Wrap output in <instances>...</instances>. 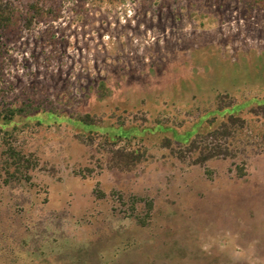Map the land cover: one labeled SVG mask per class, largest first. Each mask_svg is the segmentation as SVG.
I'll list each match as a JSON object with an SVG mask.
<instances>
[{
  "label": "rangeland",
  "instance_id": "obj_1",
  "mask_svg": "<svg viewBox=\"0 0 264 264\" xmlns=\"http://www.w3.org/2000/svg\"><path fill=\"white\" fill-rule=\"evenodd\" d=\"M8 1L0 264H264V0Z\"/></svg>",
  "mask_w": 264,
  "mask_h": 264
},
{
  "label": "trees",
  "instance_id": "obj_2",
  "mask_svg": "<svg viewBox=\"0 0 264 264\" xmlns=\"http://www.w3.org/2000/svg\"><path fill=\"white\" fill-rule=\"evenodd\" d=\"M15 8L12 3H10L8 0H0V26L7 24L8 21L13 23V12ZM230 121V120H228ZM228 129V126L226 124H223L222 127L218 126L214 131L212 136H215V142L213 141V144H208V146L205 148V151L201 152L200 160L212 158V157H218L223 154V147L220 143V139L224 134H226V130ZM220 137V138H219ZM217 141V142H216Z\"/></svg>",
  "mask_w": 264,
  "mask_h": 264
}]
</instances>
